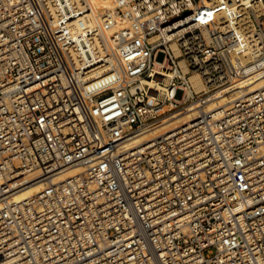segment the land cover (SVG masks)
<instances>
[{
    "label": "built area",
    "instance_id": "built-area-1",
    "mask_svg": "<svg viewBox=\"0 0 264 264\" xmlns=\"http://www.w3.org/2000/svg\"><path fill=\"white\" fill-rule=\"evenodd\" d=\"M262 75L264 0H0V264H264Z\"/></svg>",
    "mask_w": 264,
    "mask_h": 264
},
{
    "label": "bare ground",
    "instance_id": "bare-ground-1",
    "mask_svg": "<svg viewBox=\"0 0 264 264\" xmlns=\"http://www.w3.org/2000/svg\"><path fill=\"white\" fill-rule=\"evenodd\" d=\"M91 4L92 14L95 16V19L106 9H111L116 6V0H89ZM151 85L154 84V82L149 81ZM264 88V75L250 80L248 82H245L241 84L237 90L233 93L232 97H238L241 92L245 93H251L255 91L256 89ZM232 98V100L234 99ZM229 97L221 94L212 98L210 102L208 103L209 107H214L216 105L218 106H224L228 103ZM194 114H181L177 115L172 121L164 124L163 126L148 131L141 136L134 137L130 139L126 143L127 149H132L135 146L139 145V143L149 139L150 137H153L154 135H157L159 133H162L166 131L167 129H170L171 127H176L180 124H182L184 121H188L191 117H193ZM264 151V146L258 147L256 149V153L260 154ZM78 169H69L62 173L58 177V181H62L66 179L67 177H70L75 172H77ZM39 175V171L32 172L24 176L23 178L18 179L17 181L13 182L10 185V190H8L6 193L9 194L10 197L13 198L14 201H23L31 196L37 195L43 188L44 183L41 179L36 180V177ZM5 193V194H6ZM1 198V196H0ZM0 208H1V199H0Z\"/></svg>",
    "mask_w": 264,
    "mask_h": 264
},
{
    "label": "rangeland",
    "instance_id": "rangeland-1",
    "mask_svg": "<svg viewBox=\"0 0 264 264\" xmlns=\"http://www.w3.org/2000/svg\"><path fill=\"white\" fill-rule=\"evenodd\" d=\"M180 96V95H179Z\"/></svg>",
    "mask_w": 264,
    "mask_h": 264
}]
</instances>
